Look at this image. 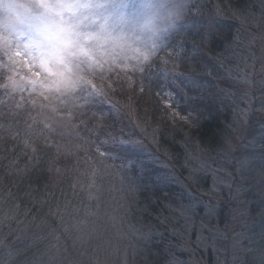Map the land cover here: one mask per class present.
<instances>
[{"label": "rangeland", "instance_id": "rangeland-1", "mask_svg": "<svg viewBox=\"0 0 264 264\" xmlns=\"http://www.w3.org/2000/svg\"><path fill=\"white\" fill-rule=\"evenodd\" d=\"M170 6L178 19L161 27L142 0H0V124L75 158L57 171L56 223L30 264H264V0ZM157 79L172 121L198 99L226 112L220 147L182 125L177 154L160 145L125 98ZM147 177L177 193L155 212L140 202ZM11 213H0V264L20 261Z\"/></svg>", "mask_w": 264, "mask_h": 264}, {"label": "trees", "instance_id": "trees-1", "mask_svg": "<svg viewBox=\"0 0 264 264\" xmlns=\"http://www.w3.org/2000/svg\"><path fill=\"white\" fill-rule=\"evenodd\" d=\"M235 1L239 2L240 0ZM217 27H220L221 30L219 36L222 35V39H229L230 33H227L226 29H232L230 28L231 25L229 26V23H218ZM219 36L214 37L210 46V51L214 54L220 49L216 46ZM174 41L178 42L177 39H174ZM115 79H119V77L111 80ZM160 82L161 79L149 80L147 85L143 84L145 89L140 90L137 87V92H128L125 96L127 103L132 106L137 105L140 110L146 113L153 125L158 127L160 145L165 150L177 154L178 141L182 139L178 128L182 125L187 130L189 129L191 136L203 145L210 148L220 147L223 143L221 137L226 123V112L217 108L216 103L212 100L205 102L198 99L192 103L195 109H193L194 113L190 115L187 110L188 106H183V112L187 114L189 120L177 119L172 121L161 109L160 95L163 94L164 89L160 86ZM152 86L158 87L156 88L158 91H151L148 96L149 102H144V96L150 90L148 88ZM78 117L76 116V118ZM3 120L6 123L0 124V213L3 210L12 212L11 214H16V217L20 220L19 229L13 231L10 236V252L20 254V256L16 255L20 260H17L18 263L16 264H30L32 263L31 259L34 261L37 260V257L43 255L42 251L36 252V250L46 246L47 240L44 238L49 234L48 228L56 223V218L52 217L50 212H54L59 204L57 200L58 192H56L58 187L54 186L57 171L61 169L62 164L67 165L75 158L67 152L66 154L59 152L60 144L57 145L56 142L54 143L57 147L52 143L45 146L39 142L33 149H30L29 145L26 146V143L23 142L24 138L22 136L17 140L9 136L10 133H8L7 128L11 123L6 117ZM107 123L108 126L111 125L109 122ZM102 127H105V125H102ZM119 132L123 133L124 129L121 128ZM121 160L125 159L122 158ZM127 161L123 162L126 163ZM172 163L175 164L173 160ZM143 182L146 183H143V189L140 192V202L141 204H148L149 211L155 212L158 210L157 204L161 205L162 202H157V199H169L177 194L170 188L164 189L153 185L154 183L150 177L143 178ZM222 213H224V210H222ZM43 219H47L48 222L43 224L45 221ZM15 223L14 220L12 222L13 227Z\"/></svg>", "mask_w": 264, "mask_h": 264}, {"label": "clouds", "instance_id": "clouds-1", "mask_svg": "<svg viewBox=\"0 0 264 264\" xmlns=\"http://www.w3.org/2000/svg\"><path fill=\"white\" fill-rule=\"evenodd\" d=\"M142 7L153 26H164L178 19L171 15L170 0H142Z\"/></svg>", "mask_w": 264, "mask_h": 264}, {"label": "snow or ice", "instance_id": "snow-or-ice-1", "mask_svg": "<svg viewBox=\"0 0 264 264\" xmlns=\"http://www.w3.org/2000/svg\"><path fill=\"white\" fill-rule=\"evenodd\" d=\"M165 95H170V93H165ZM122 146L129 152L130 155H134L137 152L136 146L134 144H132V143H124V142H122Z\"/></svg>", "mask_w": 264, "mask_h": 264}]
</instances>
